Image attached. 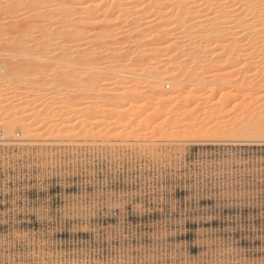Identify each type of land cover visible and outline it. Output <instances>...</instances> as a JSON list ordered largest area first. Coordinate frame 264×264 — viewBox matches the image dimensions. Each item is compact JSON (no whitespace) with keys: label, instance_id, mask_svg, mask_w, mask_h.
Masks as SVG:
<instances>
[{"label":"rangeland","instance_id":"obj_1","mask_svg":"<svg viewBox=\"0 0 264 264\" xmlns=\"http://www.w3.org/2000/svg\"><path fill=\"white\" fill-rule=\"evenodd\" d=\"M111 1H114V6H117V3L122 0H108L109 5ZM174 1L176 2V0ZM180 1L178 0L175 5L178 6L181 2H185V0ZM188 1L190 0L185 3ZM197 1H201L197 2L201 8L202 4L200 3L206 0ZM209 1L207 4L213 5V7L211 6L213 11L218 10L219 12H215L218 15V20L221 16L225 17L227 15L229 19L227 16L221 19H225L226 22L227 19L231 21H228L230 23H228L229 28L227 23V25L221 22V24L215 23L213 20L212 24H209L208 27L213 24L227 26L228 29L223 27L227 32L222 28L220 37L215 36L218 40L213 41L214 37L212 41L199 42L198 36L202 32L207 34V30H204V28L202 32L198 30L200 28H196L197 23L193 25L194 29H191L192 26H188L192 24L190 23L192 20H206V23L209 20L211 21L210 18L207 20V17L212 18L213 11L212 13L206 11L204 13L207 14H203L201 11L199 12L200 8L196 5L197 3L191 5L192 2H190L192 8L193 5H196L195 10L192 11V8L188 10L185 3L184 6L187 9L184 10L188 11L183 10L187 14L189 11L192 12L191 14L189 12L191 16L189 18L193 19L187 18L189 22L187 20V23H184L186 21L181 18L183 16L187 17V15L185 16L183 12L180 13L179 8H176L177 6L174 7V10L177 9L178 12L175 14L174 11L173 14L171 13L172 15L170 14L173 19L177 17L173 24V30L180 23L178 29L172 30V35L175 36H173L172 43L184 41L185 35L183 33L186 36L188 35L187 44L186 40L183 42V50L182 42L179 44V46L181 45L180 48L178 47L179 51L176 47L173 49L175 52H173L174 55L172 54L173 60L171 61L173 62L170 64H172L174 70L179 69L181 73L179 74L180 79L177 78V81L184 80L185 83L189 84H187L189 87L185 86L182 81L185 86V90L182 92L185 96L191 97L190 101L195 99L192 106L187 104V100L184 101L185 105L182 104L183 102L180 105V101H182L180 99L183 96L181 92L180 99L178 98L179 101H176L179 104H176L175 101L168 102L178 105L180 108L177 109L178 112L176 108H173V106H177L173 104L163 105L165 108L170 107L171 112L174 109V113H180L178 119H175L177 114L173 117L172 115L171 117L166 116L168 113L171 114L170 110H168L169 112L162 111V114L165 115L162 118H160L161 115L153 116L152 107L154 103L152 105V101L154 98L142 97L146 100L143 101V99H139V94H136L138 98L135 96L136 99L130 100L128 94L131 95L135 91V93H139L140 90L146 93L149 92L148 89L151 91L153 88L150 87V83L148 88L146 85L144 88L143 83H140L142 87L138 88L142 89L139 90L136 87L132 93L130 90H133V88L130 90L125 88L127 86L129 88V84L135 82V80L130 82L132 78L128 77L130 75L126 76L125 74L126 72L129 73L131 69L128 65H125V68L128 67L127 71L123 67L124 65L120 66L123 71L121 74L125 78L118 77L120 80L115 79V82L113 80L109 89H106L107 103L111 106L108 117L118 114L119 109L112 107V105L115 100H123L128 91L126 96L130 98L129 102H134V100L136 102L133 103L134 106L124 99L125 103L129 104L127 113L132 107L134 109L135 107L139 108H136V111H138L144 106L143 103L146 102V105L148 102L151 103V109L149 106L148 108L152 114L147 111V106H144V108H141L142 112L140 114L136 113L138 115H135L134 118V120L137 118L134 125L143 122L140 127H143V125L146 128L150 126L146 132H150L151 135L147 133L148 137H146V129L143 127L144 136L142 137L141 132L140 136L147 139L140 140L138 138L140 136H135V139L133 135L135 141H138L135 142L132 140L131 133H124L125 135L129 134L127 136L129 138L126 136V139L119 138L120 133L124 132L121 125L125 123L122 122L128 124L134 115L130 116V119H124V116L121 119L124 121L121 122L120 126H118L119 121L118 124L105 126L108 127L106 131H111L113 126L116 127V125L120 127L121 132H118V129L114 127V130H116L112 131L114 135L110 134V136L113 135L112 139L109 135H106L110 137L107 138L104 133L99 136L94 134L88 136L92 126L90 127L91 124L88 125L86 121H91L90 117L94 115L92 111H94L93 104L95 102L92 103V101L95 99L93 100L90 96L92 100L89 99L90 97L88 100L91 102L86 99L87 102L84 100V103L82 100L76 101L77 97L71 92L60 93L59 89L67 85L64 77H60L54 85L47 80L51 79L53 74H56L54 72H69L76 65L75 68H80L81 66L78 67V64L83 59L77 57H83L82 55L85 57L88 50V53H90L92 50H128L131 47L134 49L135 44H130L134 43L131 40L133 36H136L134 30L138 29L137 31H139L140 26L137 27V24L143 20V16L148 14L150 10H147L148 13L145 11V14L142 15L139 14L140 11L136 12L138 11L137 8L133 7L134 10H131V7L129 8L131 12L126 13L129 16L126 20L129 22L132 20L131 16L142 15V20H132V22L138 21V23L135 25L131 23L133 28L135 26L137 28L130 31L133 28L130 23L128 24V21L126 24L124 19L127 16L118 19L119 13L115 12L116 7L113 10L107 4L99 12L100 14L88 18L89 26L91 27L92 21H96V24H93L96 27L92 25L93 27L90 28L87 25L85 30L79 29L81 34L85 32L82 37H78L76 36L78 34L76 28L78 26H80L79 28L83 27L84 24L81 25L80 23H87L83 21L85 19L80 22V19H77L78 15L81 13L80 11L90 9L92 5L88 4H92V1V3L83 1L77 4L72 0H0V29L3 31H0V264H5L6 261L9 264H18L20 261H30L32 264H105L108 261H111V264H130V262H135V264H212L213 261H229L231 264H260L261 258L264 257V142L261 141L260 137L264 133H259L257 128L260 127L259 130L264 128L262 126L264 122L263 120L262 123L258 122L254 118H257L255 115H258L256 113L258 110V112L263 110L259 117H263L262 114H264V50H257L255 44H252L251 38L264 35V29L260 30L262 24H264V19L261 18L258 11H252L244 6L247 0ZM96 2L98 3L99 0ZM83 3L89 7L85 8ZM97 3L95 4L97 5ZM81 4L84 6L83 9L79 6ZM182 4L180 5L183 6ZM237 5L240 6L237 7ZM109 7L112 9L111 14L107 12ZM183 7L180 8L183 9ZM215 8L218 9L215 10ZM221 8L223 9L219 11ZM177 14H181L179 16L181 18ZM152 15H149V17ZM145 16V23L149 20L153 23L158 22H154V20H157L154 15V17H150L154 19H150L147 17L148 15ZM146 19L148 20L146 21ZM177 19L179 22H177ZM77 20L78 23H76ZM114 20H116L117 26H114ZM118 20H120V23L124 22L125 25L120 26ZM232 21L234 22L232 23ZM142 23H144V20ZM147 23L144 26L149 28L147 25L150 23ZM152 24L149 29L155 26ZM157 24L154 29L159 28L160 25L157 26ZM234 24L238 26L237 29ZM104 25L109 29L103 27ZM126 25L130 27L128 31L132 32V35L129 33L131 37L127 35L131 40L130 42L126 41L125 39L128 37L121 33V30L128 29ZM231 25L233 26L231 27ZM122 26H126V28ZM144 26L142 24L141 27ZM187 26L190 27L187 29L190 31L184 30V27L186 29ZM208 27L205 29H209ZM103 28L108 31L105 34H108L109 39L103 33L102 36H106L105 41L101 38V41H99ZM158 28L155 29V32L159 30ZM154 29H152V32H154ZM230 29L238 31L231 38H229L230 35L225 34L229 33ZM241 29L244 31L241 32ZM145 30L149 34L150 31ZM119 32L122 34L120 35L122 39H118ZM245 32H247V35H244ZM45 34H47V38H45ZM181 34L183 39H181ZM226 35L228 39H226ZM97 36L98 39H96ZM44 38L45 44L47 42L50 44L53 40L59 41L61 46L59 51L65 52V55L71 52L67 55L72 59L74 58L72 62L76 60V65L57 64L51 56H49L50 58L44 56V58L43 51L44 48L47 49L46 47L43 48V45H45L43 44ZM232 39L237 40L233 41ZM188 41L191 48L188 46ZM231 41L233 43L237 42L239 46H233L237 43L233 44ZM245 41L250 42V46L253 45V50H249L250 46ZM204 44L209 45V48H206L207 50H204ZM220 44L227 46L229 44L230 47L233 46V49L235 47L236 50L232 48L230 50V47L229 50H226L227 47L224 50H218L217 47H221ZM243 44L246 45V50H244ZM184 46L189 47L190 50L184 52ZM129 52L131 53H128L130 56L135 54L132 50ZM73 53L74 55H72ZM136 56L135 54L130 57V59H134L131 62H135L134 57ZM85 59L89 61L87 63H92L91 68L88 66L90 64L87 65L88 67L84 65L85 69L87 67L85 72L90 74L89 71H92L95 62L94 57L92 61L88 57ZM77 61L79 62L76 63ZM127 61L126 59L125 62L127 63ZM28 62L29 64L33 62V66L27 65ZM182 62L187 63V67H183L184 63L182 64ZM128 63L130 62L128 61ZM154 65L161 66L163 64ZM118 69L120 70V68ZM143 69L142 67L141 70ZM141 70L140 72L144 74V71ZM36 71H39L40 74L34 77L33 74ZM93 71L91 73H94ZM142 73H140V78H142ZM142 79L145 81L144 78ZM187 80L189 82H186ZM163 84H161L163 85L161 88L162 91H165L168 87L165 86V82ZM166 84H168L167 81ZM168 86L170 88V85ZM125 89L128 91H125ZM218 89L221 91L219 92ZM122 90H124L123 93L125 92L124 96L121 93ZM169 90L171 88L165 92ZM191 90L193 91L190 95ZM52 92L56 93L52 95V98H49ZM88 93L95 96L98 92L95 94L93 92ZM141 93L142 95L145 94ZM193 93L195 94L193 95ZM149 94L146 93L144 96L147 97ZM124 100L122 103L120 102L122 105L125 104ZM154 101L156 103V100ZM55 104H61L64 107L68 105L70 108L72 105L74 112L69 110V107L64 108V110L51 109ZM99 104H103V102ZM61 105L60 108H63ZM186 105H188V108ZM34 106L37 109L33 110ZM183 107L184 109H190V111L186 109L188 112L185 113L186 111H182ZM74 108L77 109V112ZM79 108L82 110L80 111ZM114 108H117L118 112ZM126 108L123 111H126ZM255 108L259 109L256 110ZM192 110H194L193 113ZM132 111L131 114H125V112H122V114L129 116L132 113L134 114L133 109ZM90 112L92 113L90 114ZM246 113L248 115L252 114V119L256 121V124L260 123L261 126L255 124L256 127L253 125L255 122L253 124L251 122H249L250 124L247 123V119L251 117L250 115V118L246 117ZM188 114H191V116H188ZM218 115L225 116L226 119L224 117L222 119ZM183 116L185 117L183 118ZM244 116L246 118H243ZM165 117L168 118L166 121L171 118L172 123L178 121L177 123L180 124V122H183L179 126L177 123H174V125L165 121L166 123H162L163 127L156 126L155 131L152 129L153 135L159 130H165L167 134L170 131L172 135L169 136L164 131H159L156 135L158 138L154 135V138L156 137L154 140L150 131L151 127L154 128V124L160 119L163 122ZM187 117L192 118V121L188 119L189 125L192 124L196 127V124L201 123L202 125L199 126L206 127V131L208 127L212 126L211 122L216 120L217 123L218 120L213 119V117L219 118V121L221 118L220 122L223 123L224 120H232L231 117L234 120L238 117V120L240 118L241 120H247V126H244V121H241L243 124L236 121L242 124L244 130L248 128V125H251L254 131L250 127L249 130L247 129L249 132L244 131L241 127L240 129L243 131L241 133L240 130L241 135L239 132V135L229 133L231 127L235 128L234 131L239 129L237 127L239 123L236 124L232 120L230 123H233V125L235 123L236 127L232 125L229 128L230 124L226 126L228 123L225 122L226 125L223 123L220 125L218 121L216 125L222 126L223 124L229 129L228 131H225V129L222 132L220 131L222 134L215 131L214 133L213 129L209 128L208 130H212V134L208 132L205 134L206 131L203 132V129H201V133L205 135L200 134V132L198 134L196 133L198 131L194 132L195 129L198 130L197 127L194 128L191 125L190 129L187 128L188 123L185 122ZM195 117L201 120L200 123H198V120L194 125L192 122L196 120ZM203 117L206 118V121L211 120V122L203 121ZM154 119L156 121L153 123ZM138 121L140 122L136 123ZM160 121L156 124L159 125ZM170 124L175 127L178 125V127L172 128ZM183 124L185 125L183 126ZM19 125L22 127H19ZM207 125L209 126L207 127ZM39 126L42 128L38 129ZM185 126L189 129V132L184 131L185 135L187 133L191 135L192 132L197 135L193 133L195 136L192 134L193 136L184 135V137L183 130L186 129ZM109 127H112L111 130ZM212 127L220 129L219 126L215 127L214 125ZM181 131L183 137L180 135ZM116 132L119 133V137L118 135L114 137ZM190 132L191 134H189ZM223 132L231 134L232 137L225 135ZM159 133L165 136L162 137ZM175 133H179L176 134L179 135V138ZM243 134L248 135L247 138H249L242 136Z\"/></svg>","mask_w":264,"mask_h":264},{"label":"bare ground","instance_id":"obj_2","mask_svg":"<svg viewBox=\"0 0 264 264\" xmlns=\"http://www.w3.org/2000/svg\"><path fill=\"white\" fill-rule=\"evenodd\" d=\"M91 2L92 4H88V5H92V7L90 8V9H87V10H85V11H80L81 13L78 15V20L80 21V22H82V20L83 19H85V20H83V21H86L87 23H80L81 25L82 24H84L83 25V27L82 28H79L80 26H78V24H77V30H76V33H78V34H76V36H78V37H82L83 35H84V32L81 34L80 33V31L82 30H85V28H87V25L89 26V24H88V18H90V17H92V16H95L96 14H98L99 12H101L103 9H104V7H106V5L108 4V0H99V2L97 3L96 1L97 0H72V2H74V3H77V4H80V3H82V2ZM94 1H95V3H97V5L94 3ZM115 1H118V0H115ZM146 1V2H145ZM177 1L178 0H176V2L174 1V0H122L119 4L117 3V6H114V1H111V3H110V5L109 6H111L112 7V9L114 8V7H116L115 8V12L116 13H119L118 14V19L120 18V17H125V15L127 16L126 18H124L125 19V23L128 21V20H126V19H128L129 18V16L127 15L128 13V11H130L129 10V8L131 7L132 9L131 10H134V8L133 7H135V9L136 10H138V11H136L137 13L140 11H142V13H140L139 12V14H142V15H144L145 13V11H146V13H148V11L147 10H150L151 11V13L155 16V19H157L156 21L154 20V22H157V23H160V24H157V23H153V22H151L150 20H149V22L147 21L150 17H154L151 13H150V11H149V13L148 14H145V15H148L147 17H149V15H152V16H150L148 19H146V21L148 22V23H150V24H148L147 22V27H149V28H151V24L153 23L155 26H156V24H157V26H159V28L158 27H156L155 29H159V30H157V32H155V29H154V27L152 28V29H154L153 31L155 32H152V29H149V28H146L144 25L146 24L145 23V15L143 16L144 18H143V20H144V23H142V19H141V17H142V15L141 16H139V15H133V16H131V19L132 20H142L141 22H139V24H137V27L138 26H140V28H139V31H137L138 29H135L134 30V28H137L136 26L133 28L132 27V24L131 23H134V21L132 22V20H131V22H129L128 21V24L130 23L131 24V27L133 28V29H131L130 31H136L135 33L136 34H134V35H136V36H133L132 37V41L134 42V43H130V44H135V47L133 46V45H130V46H133L134 47V49L131 47V49H129L128 48V50L127 49H122V50H120V49H118V50H92L90 53H88L89 52V50H88V52H87V55L84 57V55H82L83 57H77L78 59H83V61H77L76 63H78L79 62V66L78 67H84V68H75L77 65L75 64V61L74 62H72L73 61V59L72 58H70L69 57V55H67V54H70V53H67L66 55H65V52H62V51H59V49H60V43H59V41H56V40H53L52 41V43H50L49 44V42H47L46 44H45V38H47L48 36H47V34H45L46 35V37L43 39L44 40V43L43 44H45V45H43V48L44 47H46L47 49H45L44 48V51H43V57L44 56H48V58H50L49 56H51V58L54 60V62L56 61V63L58 64H62V65H66V66H70L71 64H73L75 67H72L73 69H71L69 72H65V71H63L62 73H57V72H54V73H56V74H53L51 77V79H48L47 81H49V83H52V85H54V84H56L57 82H58V80H59V78L60 77H64L65 78V80H66V82H67V85H64V86H62L60 89H59V92L60 93H68V92H71V93H73L74 95H75V97H77L75 100L77 101V100H79V101H81L82 100V102H84V100L87 102V100H88V98L90 97V96H92V98H93V100L94 101H92V103H94L95 104V106H94V104H93V107H95L94 108V111H92V112H90V114L92 113V114H94V115H91V116H93V117H90V119H91V123L87 120L86 122H88L87 124L89 125V124H91L90 125V127H91V129L89 130V128H88V130L90 131V133H88V136L90 135V136H92V134H94L95 136H99V135H102L103 133H104V135L106 136V135H109L110 136V134H113L112 133V131H116V130H114V127L115 126H113V128L112 127H109L110 128V130H111V128H112V130L111 131H106L107 129H108V127H105L106 125H111L112 126V124H118L117 122L119 121L120 122V124H118V126H120L121 125V122L122 121H124V120H121V119H123V117H124V119L126 118H129L130 119V116H133L134 115V117H132L133 119H131V124H130V122L128 123V124H126L127 122H122V123H125L123 126L121 125V129H122V127L124 128V129H122V131H124V132H121V130L119 129L120 127H117V125H116V129H118L117 131L118 132H121L120 133V137H119V133H115V136L114 137H116L117 135H118V137L119 138H124V139H126V137L127 136H129V134L131 133V136H132V138H133V135H134V138H135V136L136 137H138V136H140L141 134H140V132L142 133V137L144 136V128L146 129L145 130V132L146 131H148V129H149V127L147 126V125H149V124H147V125H145V126H147V128L146 127H144V125H143V127L141 128L140 127V125L141 124H143V122L142 123H139L140 121H138V122H136V123H139V124H137V125H134L135 123H134V121H136V119L134 120V118H135V115H138V114H136V113H141L142 111H141V108L143 107L144 108V106L146 107L147 106V108H148V106H149V108L150 107H152V105H153V103H154V105H153V107H152V113H153V116H160L161 115V117L160 118H162V117H164L165 115L164 114H162V111H168V110H170L169 108L170 107H163V105L165 106V104L168 106V104H173V105H175V106H177V107H174L173 106V108L175 109L176 108V111L178 112V105H176L178 102H176L177 100H178V98L181 96V92L183 91V90H185L184 89V87L185 86H188L189 84L188 83H185L184 82V80H182L185 84V86L183 85V82L181 81V80H178L177 81V78H179V74H181L180 73V71H179V69H175L174 70V68H173V66H171L172 64H170L171 62H173V61H171V60H173V58H172V56L174 55V53L173 52H175L173 49H175V47L178 49V47L180 48V46L182 45V50H183V42L187 39V36H186V34H184L183 33V35H185L184 36V41H182L181 40V42H176L175 41V43H172L173 42V39H174V35H172V33H173V31L174 30H176V29H178L179 28V25H180V23H179V25H177V26H175V27H177V28H175L174 30L172 29L173 27H174V23H175V20H176V18L175 19H173V17L171 16L173 13H174V11H175V14L178 12L177 11V9L176 10H174V7L175 6H177V4L175 5V3H177ZM181 1H183V0H181ZM180 1V2H181ZM187 0H185V2H186ZM209 1V0H208ZM207 0L205 1V2H202V3H200V4H202V7L200 8L199 7V4L197 3V2H201V1H197V0H190V1H188L187 3H185L184 1L183 2H181V3H183L182 5L184 6V3H185V5L187 4V8H188V10L190 9V8H192V6H190V2H192L191 3V5L192 4H195V3H197L196 5H198V7L200 8L199 9V12L201 11L203 14H207V13H204V12H208L209 13V11H210V13H212V11H213V5H210L209 3L207 4V2H208ZM179 2V3H180ZM210 2V1H209ZM178 3V4H179ZM180 3V4H181ZM84 4V6H85V8H87V6L88 5H85V3H83ZM83 4H81V5H79L80 6V8H82V7H84V6H82ZM178 5L176 8H179L178 10H179V12L180 13H185V16L187 15V17H184L183 16V18H181V17H179L180 15H178L177 14V16L179 17V18H181L183 21H186V22H184V23H187V20H188V22H189V19L191 18V16H190V14L192 13V12H190V14H189V12H188V14L186 13L187 11L186 10H184V9H187V8H185V6L183 7V6H181V5ZM115 5H116V2H115ZM132 5H134V6H132ZM195 5V6H196ZM183 7V9L182 8H180V7ZM194 5H193V8H192V11H193V9H194V7H195ZM212 6V7H211ZM89 7V6H88ZM111 7H109V9L111 8ZM197 7V8H198ZM216 7V6H215ZM79 8V9H80ZM219 8H220V6H219ZM83 9V8H82ZM108 9V11H107V9H106V11L108 12V14L110 13H112V9H110L109 10ZM182 9V11H180ZM216 9H218V8H215V10ZM223 8H221V9H219V11L220 10H222ZM114 10V9H113ZM186 11V12H184V11ZM191 10V9H190ZM195 10V9H194ZM131 12V11H130ZM130 12H129V15H130ZM214 12V15H213V17H215L214 19H213V17L211 18V17H207V20H209V18L211 19V21L209 20V22H211V23H209V22H207L206 23V20H197V21H194V20H192V19H190V20H192V21H194V22H190V23H192L191 25H188V26H192L191 27V29H194V27H193V25L194 24H196L197 23V27L196 28H200V29H198V30H200L201 32H202V30H203V28H204V30H207V34H204L203 32V34L202 33H200L201 35H199L198 37H199V42L201 41L202 43H205L204 41H206V42H209V41H212V39L215 37V36H217V37H220L219 35H220V33L222 32V28L223 27H225V26H219L218 24H216V25H210L211 27H208L209 26V24H212V22L213 21H215V23H225V25H227L229 22L228 21H230V20H228L229 19V16H227V22H226V20L225 19H221V18H225L226 16L223 14V13H226V12H224V11H221V12H223L222 13V15H224L225 17H223V16H221V15H219V16H221V18L218 20V18H217V14L216 13H219L218 12V10L217 11H213ZM216 12V13H215ZM78 13H79V10H78ZM127 13V14H126ZM172 13V14H171ZM100 14V13H99ZM171 14V15H170ZM202 14V16H204ZM216 14V15H215ZM228 14V13H227ZM209 15V14H208ZM211 15V14H210ZM231 16V15H230ZM133 17V18H132ZM190 17V18H189ZM232 17V16H231ZM185 18V19H184ZM187 18H189V19H187ZM87 19V20H86ZM120 19H122V18H120ZM124 19H123V21H124ZM150 19H154V18H150ZM180 19V20H181ZM217 21H219V22H217ZM78 20L76 21V23H78ZM178 20V19H177ZM213 20V21H212ZM222 20V21H221ZM231 20H234V19H231ZM115 21V24L117 23L116 22V20H114ZM138 21H135V23H134V25L136 24V23H138ZM90 22V21H89ZM96 21H92L91 22V27H96L95 25H93V24H96L95 23ZM177 22H179V20L177 21ZM231 22V21H230ZM234 21H232V23H233ZM239 22V21H238ZM237 22V23H238ZM140 23H142L143 24V26L145 27H141L142 26V24H140ZM204 23H206V24H204ZM220 23V24H221ZM227 23V24H226ZM79 24V25H80ZM114 24V26H117V24L115 25ZM118 24H120V26L123 24V25H125L124 24V22H121L120 23V20H118ZM127 24V23H126ZM189 24V23H188ZM230 24V23H229ZM227 25L228 26V28H229V26L230 25ZM93 25V26H92ZM133 25V26H134ZM150 25V26H149ZM176 25V24H175ZM182 25V24H181ZM238 25H240V24H238ZM263 25V26H262ZM261 26H262V28L260 29V30H263L264 29V24H262ZM86 26V27H85ZM119 25H118V27H120ZM126 26H127V30H125L124 28H126ZM125 27L124 26H122V27H124L123 29L126 31H124V30H121L122 32V34L126 37L127 35L128 36H130V34L129 33H131V35H132V32H130V31H128L129 29H130V27H128V25H126ZM162 26V27H161ZM186 27V29H185V27H184V30L186 31L187 29H189L190 27ZM199 26V27H198ZM209 28V29H205V28H207V27ZM227 26L225 27V28H227ZM233 25H231V27H232ZM234 26H236V29H237V25L236 24H234ZM1 27V26H0ZM90 27V26H89ZM90 27V28H91ZM103 27H105L106 29H107V26H103ZM110 27V26H109ZM161 27V28H160ZM181 27V26H180ZM3 28V27H2ZM89 28V29H90ZM105 28H103L102 29V31H101V37H99V41H101L100 40V38L101 39H103L104 40V38H106V36H107V38L109 39V37H108V34L106 33L105 34V32H108V31H106V29ZM141 28H142V30H141ZM144 28V29H143ZM182 28V27H181ZM227 28V29H228ZM234 28V27H233ZM242 28H243V26H242ZM79 29H81V30H79ZM109 29V28H108ZM107 29V30H108ZM145 29H148L150 32H152L151 34H150V32H149V34H147L148 33V31L147 30H145ZM226 29V30H227ZM244 29V28H243ZM92 30V29H91ZM143 30H144V32H143ZM161 30V31H160ZM173 30V31H172ZM203 30V31H204ZM223 30L225 31V29L223 28ZM231 30V29H230ZM232 30H234V29H232ZM230 31L229 33H225V34H227V35H230V37L229 38H231L232 36H234L233 34L235 33V32H238L237 30H234V31ZM0 31H2V29H0ZM86 31H87V29H86ZM128 31V32H127ZM147 33H146V32ZM179 31V30H178ZM187 31H190V30H187ZM208 31H210L209 32V34H208ZM242 31H244V30H242L241 29V32ZM264 31V30H263ZM3 32V31H2ZM66 32V31H65ZM181 32V31H180ZM225 32H227V31H225ZM103 33L106 35V36H102L103 35ZM120 32L118 33V39H122V38H120V35H122ZM124 33H128V34H124ZM154 33V34H153ZM182 33V32H181ZM186 33V32H185ZM188 33V32H187ZM81 34V36H79ZM100 34H99V36H100ZM222 34V33H221ZM247 35V32H245L244 33V35ZM177 35H179V34H177ZM182 35V34H181ZM183 35H182V37H181V39H183ZM226 35V39H228L227 36ZM127 36V37H128ZM174 36V37H173ZM235 36H237V34H235ZM112 37H113V35H112ZM111 36H110V38H112ZM115 37V36H114ZM122 37V36H121ZM124 37V38H125ZM131 37V36H130ZM217 37H215L214 39H213V41H215V39H217ZM251 37H253V36H251ZM250 37V38H251ZM123 38V39H124ZM134 38V39H133ZM136 38V39H135ZM189 38V37H188ZM237 38H240V37H237ZM244 38H245V36H244ZM247 38V37H246ZM254 38V39H253ZM253 38H251V42H252V44H255V47H256V49L257 50H264V35H257L256 37H253ZM18 39V38H17ZM20 39V38H19ZM96 39H98V36H97V38ZM107 39V40H108ZM127 39H129V37L128 38H126L125 40L126 41H131L130 39L129 40H127ZM138 39V41H136ZM253 39V40H252ZM177 40V39H176ZM188 40V39H187ZM187 40H186V44H187ZM218 40V39H217ZM233 41H236L235 39H232ZM239 40V39H238ZM247 40H248V38H247ZM105 41V40H104ZM229 41V40H228ZM233 41H231L232 43H233ZM241 41V40H240ZM240 41H238V42H240ZM250 41V40H249ZM230 42V44H232ZM246 42V41H245ZM244 42V43H245ZM176 43H178V44H176ZM181 43V45L179 46V44ZM212 44H213V42H211ZM216 43V42H215ZM235 43H237V42H234L233 44H235ZM241 43V42H240ZM248 43V44H247ZM249 43L250 42H246V44L248 45V46H250L249 45ZM189 41H188V46H189ZM208 44V43H207ZM207 44H204L203 46V48H205L204 50H207L206 48L209 46V45H207ZM175 45V46H174ZM176 45H178V46H176ZM185 45V44H184ZM207 45V46H206ZM223 44H220V46L221 47H217L218 48V50H224V48L226 49V47H227V49L226 50H229V44H228V46L227 45H223ZM237 45V46H236ZM236 45H233V46H235V47H238L239 45H238V43L236 44ZM244 45V44H243ZM243 45H241L242 47H243ZM256 45H258V46H256ZM50 46H52L51 48H50ZM174 46V47H173ZM206 46V47H205ZM219 46V45H218ZM233 46L232 47H230V50H232L233 49ZM247 46V47H248ZM59 47V48H58ZM68 47V46H67ZM190 47V46H189ZM189 47H185L184 46V48H185V50H184V52L186 51V50H190V48ZM202 47V46H201ZM200 47V48H201ZM235 47H234V49L233 50H236L235 49ZM241 47V48H242ZM244 47H245V49L244 50H246V45H244ZM209 48V47H208ZM217 48H216V50H217ZM232 48V49H231ZM58 49V50H57ZM177 49H176V51H177ZM212 49V48H211ZM247 49H249V48H247ZM255 49V50H256ZM46 50V51H45ZM130 50H132L133 52H135V54L137 55L136 57H134L136 60H135V62L133 61V62H131V60H134L133 58L132 59H130V57H132V56H134V55H129L128 53H130L129 51ZM202 50V49H201ZM208 50H210V49H208ZM238 50H240V48H238ZM249 50H253V45H251L250 46V49ZM178 51H179V49H178ZM68 52V51H67ZM122 52H124V53H122ZM202 52H204L203 50H202ZM201 52V53H202ZM85 53H86V51H85ZM77 54H79V53H77ZM88 54H90V55H88ZM131 54V53H130ZM173 54V55H172ZM176 54V53H175ZM178 54V53H177ZM72 55H74V53L72 54ZM129 55V56H128ZM186 55V54H185ZM184 55V56H185ZM204 55V54H203ZM263 55V54H262ZM71 56V55H70ZM176 56V55H175ZM183 56V55H182ZM86 57H88V59H90L91 61H92V59H93V57H94V66L92 67V71L94 72V73H91L92 71L90 70H88L89 72H90V74H88V73H86L85 71L87 70V67L89 66L90 68H91V64L90 63H87V62H89V61H86ZM177 58L179 57V56H176ZM40 58V57H39ZM45 58V57H44ZM125 58V60H123ZM180 58V57H179ZM188 58V57H187ZM264 58V57H263ZM75 59H76V57H75ZM77 59V60H78ZM126 59L130 62V63H128V61H127V63L125 62L126 61ZM184 59H186V58H184ZM189 59V58H188ZM187 59V61L189 62V60ZM230 59V58H229ZM85 60V61H84ZM176 60V59H175ZM232 60V59H231ZM263 60V59H262ZM31 61H33V60H31ZM122 61H124V63H122ZM178 61H179V59H178ZM184 61H186V60H184ZM186 61V62H187ZM199 61H201V60H199ZM228 61V60H227ZM259 61V60H258ZM30 62V61H29ZM29 62H28V64L27 65H32V63L34 62H32V63H30L29 64ZM187 62V63H188ZM27 63V62H26ZM55 63V64H56ZM84 63V64H83ZM87 63V64H86ZM185 64V62H182V64ZM187 63L184 65L183 64V67H185L186 65H187ZM229 63L231 64V62L229 61ZM88 64H90V65H88ZM154 64H163V65H154ZM175 64V63H174ZM173 64V65H174ZM179 64V63H178ZM201 64V63H200ZM228 64V63H227ZM229 64V65H230ZM73 65H71V66H73ZM83 65V66H82ZM87 66L86 67V69H85V66ZM121 65H124L123 67L125 68V65L127 66L128 65V67H129V73L128 72H126L125 74H126V76H128V75H130V76H128V77H131L132 79V81H130V82H134V80H135V82L134 83H130L129 84V88H128V86L127 87H125V88H127V89H131V88H133V90H130V92L132 93V91H135V89L134 88H136V89H139L138 87H142V86H140V83L143 85V87L146 85L147 86V88L149 87L148 86V84L150 83V87L151 88H153V89H151V91H150V89H148V91L149 92H146L147 93V95L149 94V96H147V97H145L144 95L146 94L145 93V91H143V90H140V89H142V88H140L139 90H140V92L139 93H135V95H134V93L133 94H128V97L130 96V98H128L126 95H127V93L129 92L128 90H126L125 89V91H128L126 94H125V92L123 93V91L124 90H122V92L121 93H123L122 95L124 96V94H125V96L123 97L124 99H126V100H128V103H132V105H134L135 103L134 102H136L135 100H134V102L133 101H131V102H129L130 100H132V99H136V94H139L138 95V97L140 96V98L139 99H143L142 97H144V98H147L148 99V97L149 98H151V99H153V101H152V105H151V103L150 102H148L147 103V105H146V102H145V104L143 103V105L144 106H142L141 108H140V110H138V111H136L137 109H139V108H137V107H135V109H134V107H132V109L134 110V114L132 113V115H124V113L122 114V112H125V114H129L130 112H133L132 111V109L130 108V111L127 113V111L129 110L128 109V105L129 104H127V103H125V100H124V105H122L121 103H122V99H121V101H116L115 100V103H113V105H112V107H117L118 109H119V112L114 108V110H116V112H118V114L116 113H114L113 112V114H115V116H113V115H111L112 117H108V113L111 111V109H110V107L111 106H109V104L107 103V95H106V89H109V86H110V83L111 82H113V80H114V82L116 81L115 79H117V80H120V79H118V77L120 78V77H122L121 79H124L125 77H123V75L121 74V72H123L122 71V67H120ZM226 65V64H225ZM33 66V65H32ZM154 66H156V67H154ZM175 66V65H174ZM128 67H126L125 69H126V71L128 70ZM142 67L144 68L143 70H141L142 69ZM187 67V66H186ZM33 68V67H32ZM66 68H71V67H66ZM118 68H120V70L118 69ZM176 68V67H175ZM181 68H182V66H181ZM34 69V68H33ZM85 69V70H84ZM89 69V68H88ZM184 69V68H183ZM182 69V70H183ZM188 69V68H187ZM120 72H119V71ZM140 70L141 71H144V74L142 73V72H140ZM145 70H148V71H145ZM189 71V70H188ZM33 72H34V70H33ZM37 72V73H36ZM33 75H34V77H35V75H37V74H40V73H38L39 71H36ZM182 72V71H181ZM185 72V71H184ZM128 73V74H127ZM140 73H142V78H144L145 79V81H143V79L142 78H140V76H141V74ZM187 73V72H186ZM86 74H88V75H86ZM124 74V73H123ZM224 74V73H223ZM147 75V76H146ZM182 75H183V73H182ZM189 75V74H188ZM187 75V76H188ZM220 75H221V73H220ZM125 76V75H124ZM133 76V77H132ZM144 76V77H143ZM191 76V75H190ZM184 77H186V76H184ZM133 78H135V79H133ZM183 78V77H182ZM142 80V82H141V80ZM180 79V78H179ZM187 79V78H186ZM83 80V81H82ZM166 81H167V83L168 84H166ZM192 81V80H191ZM144 82H146L147 84H145ZM163 82H165V86L166 87H168L167 89H170L171 88V90H169L168 92H165V91H167V89L166 88H164V89H166L165 91H162V86L164 85L163 84ZM186 82H189L188 80L186 81ZM161 84H163V85H161ZM188 84V85H187ZM46 85H48V84H46ZM51 85V86H52ZM134 85V86H133ZM168 85H170V88H169V86ZM132 86V87H131ZM172 86V87H171ZM189 87V86H188ZM145 88V87H144ZM188 89V88H187ZM138 90V91H139ZM219 90V92L221 91L220 89H218ZM137 91V92H138ZM146 91H147V89H146ZM192 91L193 90H191V93H190V95L192 94ZM88 92H93L94 94L95 93H97V94H95V96L94 95H89V93ZM141 92H143V93H145L144 95H142V93ZM190 92V91H189ZM197 92V91H196ZM210 92V91H209ZM54 93H56V92H54ZM54 93L52 92V94H50V96H49V98H52L53 96L52 95H54ZM141 93V94H140ZM89 96H88V95ZM182 94H183V96H181V98L182 99H180V100H182V101H180V105H181V103L183 104V105H185L184 103V101H186L187 100V104H191V106H192V104H193V101L195 100L193 97H192V99H194V100H191L190 101V98H189V96H185V94H184V92H182ZM195 93H193V95H194ZM199 94V93H198ZM73 95V96H74ZM86 95H87V97H86ZM134 97H133V96ZM142 95V96H141ZM188 95H189V93H188ZM200 95V94H199ZM95 98H94V97ZM132 96V97H131ZM136 96V97H135ZM137 97V98H138ZM185 97H187L186 99H185ZM92 98L90 97L89 99H91L92 100ZM188 98H189V101H188ZM202 98V97H201ZM87 99V100H86ZM116 99V98H115ZM130 99V100H129ZM200 99V98H199ZM138 100V99H137ZM154 100H156V103H155V101ZM143 101H146V100H144L143 99ZM150 101V100H149ZM171 101H175V103L176 104H174V103H168V102H171ZM179 101V100H178ZM220 101V100H219ZM88 102H91V101H89L88 100ZM103 102V104H99V103H102ZM118 102V103H117ZM121 102V103H120ZM190 102V103H189ZM79 103V102H78ZM77 103V104H78ZM85 103V102H84ZM134 103V104H133ZM150 103V104H149ZM87 104H89V103H87ZM122 106H121V105ZM126 104H127V106H126ZM149 104V105H148ZM179 104V103H178ZM200 104V103H199ZM227 104H228V102H227ZM60 105L61 104H55V105H53L52 107H51V109H63L64 110V108H67V107H69V110H72L73 109V107H72V105H71V108H70V106H63V105H61V106H63V108H60ZM131 105V106H132ZM156 105V106H155ZM224 105H225V103H224ZM77 106V105H76ZM89 106V105H88ZM127 108H126V107ZM135 106V105H134ZM169 106H171V105H169ZM188 105H186V107H187ZM90 107V106H89ZM93 107H91V108H93ZM123 107V108H122ZM127 109L126 111L124 110L123 111V109H125V108ZM172 107V106H171ZM185 107V106H184ZM184 107L181 109L182 111H186V109L188 108H186V109H184ZM194 107V106H193ZM192 107V108H193ZM263 107V106H262ZM262 107H259V108H262ZM76 108V107H75ZM74 108V110L76 111L77 109H75ZM78 108V107H77ZM90 108V109H91ZM121 108V109H120ZM137 108V109H136ZM148 108V110L147 111H150L149 113H151V108L149 109ZM173 108H171V109H173ZM191 108V107H190ZM191 108V109H192ZM258 108V109H259ZM33 110L34 109H37L36 108V106H34V108H32ZM49 109V108H48ZM80 109V108H79ZM146 109V108H145ZM165 109V110H164ZM173 109V112H171L172 110H170V113L171 114H166V116L168 117V116H170L171 117V115H172V117L175 115V114H177V117L175 118V119H178V117H180V116H178V114H180V113H174V110ZM180 109V108H179ZM256 109V108H255ZM258 109H256V110H258ZM82 109H80V111H81ZM120 110H121V112H120ZM188 111H190V109H187ZM254 110V109H253ZM39 111V110H38ZM37 111V112H38ZM73 111V110H72ZM86 111V110H85ZM136 111V112H135ZM140 111V112H139ZM144 111V110H143ZM146 111V110H145ZM180 111V110H179ZM188 111H186L185 113H187ZM219 111V110H218ZM222 111V110H221ZM259 111V110H258ZM256 112L258 115H255V116H257V118H254L255 120H258V122H261L262 120H263V122H264V114H262V116L263 117H259V116H261V114L260 113H263V110H262V112ZM74 112V111H73ZM77 112V111H76ZM169 112V111H168ZM194 112V110H192V113ZM216 112V111H215ZM85 113H87V112H85ZM151 113V114H152ZM164 113V112H163ZM183 113V112H182ZM184 113V114H185ZM207 113V112H206ZM219 113V112H218ZM76 114H78V113H76ZM82 114V113H81ZM111 114V113H110ZM131 114V113H130ZM208 114H210V113H208ZM207 114V115H208ZM224 114H226V112H224ZM247 114V113H246ZM245 114V115H246ZM83 115H85L84 113H83ZM181 115V114H180ZM191 116V114H188V116ZM211 115V114H210ZM213 116H215L214 114H212ZM227 115V114H226ZM248 115V114H247ZM246 115V117H248V118H250L251 116H252V114L250 115V117H249V115L247 116ZM176 116V115H175ZM196 116V115H195ZM221 117V115H218V117ZM254 116V117H255ZM83 117V116H82ZM108 117V118H107ZM154 117V118H155ZM185 116H183V118H184ZM197 117V116H196ZM196 117H195V119H196ZM204 117H207V116H204ZM204 117H203V121L206 119H204ZM210 117V116H209ZM208 117V118H209ZM217 117V116H216ZM216 117H213V119L215 118V119H217L218 121H219V118H216ZM222 117H224L225 118V116H222ZM221 117V118H222ZM228 117H230V116H228ZM227 117V118H228ZM242 117V116H241ZM245 116L243 117V118H246ZM159 118V117H158ZM207 118V119H208ZM221 118H220V121H221ZM224 118H222V119H224ZM238 118V117H237ZM237 118H235L236 120H234V118H230V119H232V120H234V122L237 124V123H242L241 121H244L245 122V125L244 126H247V124H246V121L248 120V122L247 123H249V122H251V124H253V122H255L253 125H255L256 124V121H254V119H252L253 117H251L250 119H247V120H244L243 118V120H241V118H240V120H238ZM152 119V118H151ZM166 119H168V118H164L163 120V122H162V119H160L159 121H160V124H164V123H166V122H168V124H169V122H171L172 121V119L171 118H169V120H167L166 121ZM189 117H187V121H185L186 119H183L186 123H188V125H189V120L191 119V121H192V118H190L189 120ZM226 119V118H225ZM121 120V121H120ZM150 120V119H149ZM156 120H158L157 118H156ZM155 119H154V121H153V123L156 121ZM171 120V121H170ZM197 120V121H196ZM194 122H192L193 124L194 123H197L198 122V120L199 119H196ZM201 120V119H200ZM200 120H199V122L198 123H200ZM232 120H230L231 122H232ZM53 121V120H52ZM84 121V120H83ZM159 121L158 122H156V123H159ZM166 121V122H165ZM176 121V120H175ZM203 121H201V122H203ZM206 121V120H205ZM209 121V120H208ZM208 121H206V122H208ZM216 121V120H215ZM215 121H213V122H215ZM218 121H217V123L215 122L214 124H213V122H211V120L209 121V122H211V125L212 126H214L215 125V127L217 126H219L220 127V129H214V127H212V126H210V128L208 127L209 125H207V127L209 128V129H213V132L215 131V132H219V133H221L222 132V130H224L225 129V131H228L229 129H228V127L230 128L232 125H233V123L231 124L230 123V121H228V119L225 121L224 120V123L223 122H220L219 124L221 125V123H223V124H225V122H226V126H228L229 124V126L228 127H226L225 125H223L222 124V126H220V125H216V124H218ZM236 121H239V122H236ZM85 122V121H84ZM174 122V121H173ZM178 122V121H177ZM177 122H174V123H177ZM183 122V121H182ZM182 122H180V124L179 123H177V124H179V126L182 124ZM205 122V123H206ZM208 122V123H209ZM78 123H80V122H78ZM155 123V124H156ZM174 123H172L171 122V124H174ZM185 123V124H186ZM204 123V125H206ZM235 123H234V125H235ZM239 123V125H237V127H239V129L237 130V128H236V130L237 131H234L235 130V128H233V127H231V131L229 130V133L230 132H232V134L234 133V135H239V133H240V128L242 127L243 129L242 130H244V127L243 126H241L242 124H240ZM262 123V122H261ZM83 124V123H82ZM81 124V125H82ZM84 124H86V123H84ZM152 124V123H151ZM154 124V128H152L151 127V133H152V129L155 131V129L157 128V127H163V124H162V126H160V124L158 125V124H156L155 125ZM170 124V125H171ZM185 124H183V126L185 125ZM190 124H191V122H190ZM250 124V123H249ZM258 124H259V126H261L260 125V123H257L256 125L258 126ZM1 125V124H0ZM80 125V126H81ZM87 125V126H88ZM153 125V124H152ZM175 125V124H174ZM186 125L187 126V128H189L191 125ZM195 125V124H194ZM198 124H196L195 126L197 127V129L198 130H194V128H196V127H194L193 125V130H194V132L195 131H198V132H196V133H198L199 134V132H200V134H203V133H201L202 132V130L201 129H203V132L204 131H206V127L205 128H202V127H204V126H202V127H200L199 125H202L201 123L197 126ZM233 125V126H234ZM255 125V126H256ZM157 126V127H156ZM177 127H178V125H176ZM186 126H185V128H186ZM224 126V128L222 129V127ZM256 126V127H257ZM262 126H264L263 124H262ZM9 127V126H8ZM12 127V126H11ZM10 127V128H11ZM19 127H22V126H20L19 125ZM41 126H39V127H37L38 129H41L40 128ZM166 127V126H165ZM171 127L173 128V127H175V126H173V125H171ZM171 127H169V128H171ZM177 127H175V128H177ZM212 127V128H211ZM226 127V128H225ZM235 127H236V125H235ZM251 128V129H253V131H254V128L253 127H251V125L249 126L248 125V128ZM255 127V128H256ZM82 128V127H81ZM84 128V127H83ZM168 128V127H167ZM186 128V129H187ZM208 128H207V131L205 132V134H207V132L208 133H213L212 132V130H208ZM232 128H233V131H232ZM247 128V129H248ZM260 128V127H259ZM259 128H257L258 129V132L259 133H264V128H262V129H260L259 130ZM20 129V128H19ZM87 129V128H86ZM94 129V130H93ZM103 129H105L104 131H103ZM143 129V130H142ZM183 130V136L186 134V133H184V131H186V132H189L188 130L190 129H187V130ZM246 128H245V130L246 131H248ZM22 130V129H21ZM91 130H93V131H91ZM120 130V131H119ZM142 130V131H141ZM167 130V129H166ZM176 130V129H175ZM191 130H192V128H191ZM190 130V131H191ZM199 130H201V131H199ZM241 130V131H242ZM244 130V131H245ZM84 131H87V130H84ZM88 131V132H89ZM159 131H164L165 133H166V135H169L170 136V134L172 133V132H170L169 131V133L167 134V132L165 131V130H159ZM158 131V132H159ZM221 131V132H220ZM252 131V130H251ZM255 131H257V130H255ZM21 132V131H20ZM23 132V131H22ZM92 132V133H91ZM129 133L128 135H125L124 133ZM158 132H156L154 135L156 136V135H158ZM164 132H162L163 134H165ZM192 132V131H191ZM191 132L189 133V134H191ZM194 132H192V134L194 133ZM214 132V133H215ZM239 132V133H238ZM249 132V131H248ZM258 132H254V133H258ZM82 133V132H81ZM147 133L148 132H146V134L145 135H147ZM154 133V132H153ZM153 133H152V136H153V138H154V135H153ZM162 133L160 134V135H162ZM180 133V132H179ZM179 133H175V135L176 134H179ZM196 133H194L195 135H197ZM224 133V132H223ZM225 133H227V132H225ZM224 133V134H225ZM235 133H238V134H235ZM241 133H243V131L241 132ZM241 133H240V135H241ZM246 133V132H245ZM253 133V134H254ZM13 134V133H12ZM21 134V133H20ZM52 134V133H51ZM85 134V133H84ZM122 134H124V135H122ZM150 134V132L148 133V135ZM174 134V133H173ZM182 134V131H181V133H180V135ZM191 134V135H192ZM193 134V135H194ZM205 134H203V135H205ZM218 134V133H217ZM222 134V133H221ZM23 135V134H22ZM25 135V134H24ZM87 135V134H86ZM85 135V136H86ZM114 135V134H113ZM113 135L112 136H110L111 137V139L113 138ZM148 135L146 136V137H148ZM151 135V134H150ZM159 135V136H160ZM172 135V134H171ZM174 135V136H175ZM191 135H188V133H187V135H185V136H191ZM192 135V136H193ZM194 135V136H195ZM225 135H229V134H225ZM233 135V136H234ZM248 135H250L249 133H248ZM247 135V136H248ZM52 136V135H51ZM108 136V137H109ZM126 136V137H125ZM130 136V137H131ZM165 136V135H164ZM163 135H162V137H164ZM176 136H178L177 138H179V135H176ZM175 136V137H176ZM182 136V135H181ZM180 136V137H181ZM182 136V137H183ZM184 136V137H185ZM242 136H244V137H246L247 138V136H246V134L244 135H242ZM252 136H254V135H252ZM251 136V137H252ZM24 137V136H23ZM107 137V136H106ZM107 137V138H108ZM109 137V138H110ZM141 137V136H140ZM140 137H138L140 140L142 139H145V138H140ZM157 137V136H156ZM155 137V138H156ZM167 137V136H166ZM172 137V136H171ZM225 137V136H224ZM229 137H232V135L230 134L229 135ZM95 138H98V137H95ZM127 138H129V137H127ZM132 138H130V139H132ZM132 139V140H134L135 141V139ZM150 138L152 139V137L150 136ZM150 138H148L149 140H150ZM155 138H154V140H155ZM158 138V137H157ZM172 138H174V137H172ZM245 138V139H246ZM249 138V137H248ZM247 138V139H248ZM147 139V138H146ZM162 139V138H161ZM164 139H166V138H164ZM163 139V140H164ZM168 139H170V138H168ZM244 139V140H245ZM148 140V141H149ZM153 140V139H152ZM151 141V140H150ZM157 141V140H156ZM135 142H138V141H135ZM143 142V141H142ZM146 143H147V141H146ZM151 143V142H150ZM144 144V143H143ZM142 144V145H143ZM148 144H149V142H148ZM152 144V143H151ZM144 145H146V144H144ZM153 145V144H152Z\"/></svg>","mask_w":264,"mask_h":264},{"label":"snow or ice","instance_id":"obj_3","mask_svg":"<svg viewBox=\"0 0 264 264\" xmlns=\"http://www.w3.org/2000/svg\"><path fill=\"white\" fill-rule=\"evenodd\" d=\"M240 5H237L239 7ZM245 7L249 8L252 11H258L259 15L262 19H264V0H247ZM261 141L264 142V134L260 137ZM5 264H9V262H5ZM18 264H32V262L28 261H20ZM105 264H111V261L105 262ZM130 264H135V262H130ZM212 264H231L229 261H213ZM260 264H264V257L261 258Z\"/></svg>","mask_w":264,"mask_h":264}]
</instances>
